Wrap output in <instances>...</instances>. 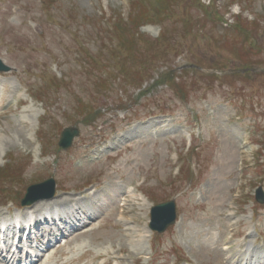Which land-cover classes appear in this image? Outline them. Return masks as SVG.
<instances>
[{
	"label": "rangeland",
	"instance_id": "rangeland-1",
	"mask_svg": "<svg viewBox=\"0 0 264 264\" xmlns=\"http://www.w3.org/2000/svg\"><path fill=\"white\" fill-rule=\"evenodd\" d=\"M0 58V216L86 206L40 264H264V0H0ZM172 68L188 101L157 82ZM50 177L54 198L23 206ZM172 199L178 223L152 232Z\"/></svg>",
	"mask_w": 264,
	"mask_h": 264
},
{
	"label": "bare ground",
	"instance_id": "bare-ground-1",
	"mask_svg": "<svg viewBox=\"0 0 264 264\" xmlns=\"http://www.w3.org/2000/svg\"><path fill=\"white\" fill-rule=\"evenodd\" d=\"M67 200H68V204L69 203H71L72 202V200L73 199H70V198H67ZM50 202V201H49ZM48 202V203H49ZM48 203H45V202H39V203H36L32 208H31V212H29V211H25V212H29L28 213V215L30 216V217H28V218H23V219H25V220H29L31 217H33V220H34V218L36 217V215L37 214H44V211L47 213V214H50L51 213V211H54V210H57V205L59 206V204H61V205H64V206H66V204H62V203H55V204H50V205H48ZM52 203V202H51ZM57 204V205H56ZM77 204H78V207H74V209H73V211H72V215H68L67 217L65 216V217H61L60 218V221H62V222H65L64 224H66V226L71 222V221H73L74 223H76V222H83L84 220L82 219V217H81V213L80 212H83V214H84V210L82 209V208H80V205H82L81 203H80V201H78L77 202ZM93 204H96V205H98V206H100V205H102V204H100V203H98V201L97 200H94V202H93ZM82 206H84V207H86L85 205H82ZM124 206V205H123ZM75 210H77V211H75ZM90 212H92V213H90V216H94V214L96 215V213H97V211H91L90 209H88ZM20 212V211H19ZM25 212H23V213H25ZM122 212V211H121ZM26 216V215H25ZM122 216H123V214H122ZM18 217H20L19 215H18ZM22 218V217H21ZM6 219H11V218H7V217H3L2 215H1V217H0V221L1 220H6ZM32 220V219H31ZM51 220H52V222L49 224L48 222H46L45 223V225H47V226H50L49 228H47V229H45L44 228V226H43V224H40V226H38V228L36 229L38 232H42L41 234H38V236L35 238V240H36V242H43V243H45V249L46 250H48L49 248H50V245H49V243L50 242H53V243H56V244H58L59 243V240H58V238L56 239L55 237H54V235H56V232H57V230L59 231V233L60 234H64V233H62V231L60 230V229H56V227H54V226H56V221H54V219L53 218H51ZM5 222H7V221H5ZM81 222V223H82ZM91 222V221H90ZM8 223V222H7ZM28 223L29 224H31L29 221H28ZM37 223V222H36ZM35 223V224H36ZM103 223V222H102ZM106 224V222H104L101 226H104ZM65 225H64V228L66 227ZM35 227H36V225H35ZM85 227V225H80L79 227H78V230L79 231H81L83 228ZM10 228L12 229V231H13V228H12V226H11V223H9L8 224V228H7V230L6 231H2V228H0V237H2L3 239H1L0 241H4V244H3V246L2 247H0V262L1 263H3V264H9V261H7L6 260V254H7V252H10V253H17V256H16V258H15V260L14 259H12L11 260V262H12V264H14V262L18 259V256H19V254H20V248H21V246H17L16 247V249L14 250V251H12L11 250V241H12V239H13V237H17V234H14V232H11V234L9 233V231H10ZM66 229V228H65ZM51 230H53L54 232H53V234L52 233H50V231ZM56 231V232H55ZM85 233H87V229H85L83 232H82V235H84ZM49 234H51V236H49ZM49 236V237H48ZM61 236H63V235H61ZM64 238H67V236L65 235V236H63ZM84 237H85V235H84ZM28 239V238H27ZM47 239V240H46ZM30 239H28L27 241H29ZM46 240V241H45ZM49 240H51V241H49ZM69 240H71V239H68L67 238V240L64 242V244L62 245V244H59L58 245V247L55 249L56 250V254H59L60 256H63V255H65V253L67 252L66 250H64V248H65V246H71L72 244H67V242L69 241ZM83 240H85V239H83ZM45 241V242H44ZM93 242V241H92ZM47 243V244H46ZM75 243V242H74ZM82 243V242H81ZM79 246H83V243L82 244H80ZM19 250V251H18ZM63 252H65V253H63ZM86 252H89V251H87L86 250ZM40 254H42V253H38L37 255H40ZM36 255V254H35ZM44 255L45 254H42L41 256H42V258L44 257ZM58 255V256H59ZM26 256H29L30 257V255L27 253L26 254ZM102 257V255L100 254V255H97V256H93V261H96L98 258H101ZM38 258V256H35V258H34V260H36ZM42 258L40 259V261L39 262H41L42 261ZM103 258V257H102ZM32 259V260H31ZM115 257H112V259H109V256L107 257V260L105 261V264H108V263H110V261L111 260H113V261H115ZM253 260V259H252ZM73 261H74V259H73ZM246 261V260H245ZM10 262V263H11ZM28 263L27 264H34V261H33V258H30V260L29 261H27ZM248 262V261H247ZM251 262V261H250ZM46 263V261L43 263V264H45ZM118 264H120L119 262H117ZM18 264V263H17ZM38 264V263H37ZM63 264H67L66 262H63ZM248 264V263H247Z\"/></svg>",
	"mask_w": 264,
	"mask_h": 264
},
{
	"label": "water",
	"instance_id": "water-1",
	"mask_svg": "<svg viewBox=\"0 0 264 264\" xmlns=\"http://www.w3.org/2000/svg\"><path fill=\"white\" fill-rule=\"evenodd\" d=\"M0 70L7 71L9 67L5 66L0 60ZM78 134L77 129L67 128L62 134L60 144L67 148L71 145L73 138ZM54 181L50 180L44 184L34 185L29 188V193L24 204H29L40 197H51L54 194ZM43 189V190H40ZM256 198L259 202H264V190L259 187L256 191ZM176 221V204L174 201L160 203L155 205L151 211L150 228L158 232H164L170 225Z\"/></svg>",
	"mask_w": 264,
	"mask_h": 264
},
{
	"label": "trees",
	"instance_id": "trees-1",
	"mask_svg": "<svg viewBox=\"0 0 264 264\" xmlns=\"http://www.w3.org/2000/svg\"><path fill=\"white\" fill-rule=\"evenodd\" d=\"M165 3L162 4L164 6ZM154 17L160 18V20H166L167 18L170 19L173 15L172 10L169 6V4L164 8H157V10L154 11ZM157 12V13H156ZM162 47V46H161ZM129 53V50L127 51ZM130 55H133L134 52L129 53ZM143 63V62H142ZM171 80H174V78H171ZM175 81V80H174ZM179 87V86H178ZM177 90V89H176ZM178 91V90H177ZM182 92V91H181ZM182 95L187 97V94L185 95V92H182Z\"/></svg>",
	"mask_w": 264,
	"mask_h": 264
}]
</instances>
